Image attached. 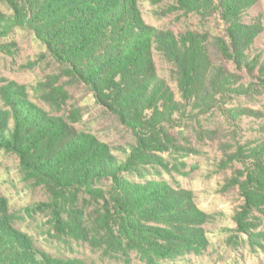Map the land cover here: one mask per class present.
Segmentation results:
<instances>
[{
	"label": "trees",
	"instance_id": "16d2710c",
	"mask_svg": "<svg viewBox=\"0 0 264 264\" xmlns=\"http://www.w3.org/2000/svg\"><path fill=\"white\" fill-rule=\"evenodd\" d=\"M150 1L163 15L216 17L224 33L156 27L139 0H0V51L10 49L16 29L28 30L60 74L84 84L134 136L114 147L80 129L82 113L65 110L61 86L37 84L45 105L24 85L1 86L0 151L18 158L23 183L41 188L45 198L15 210L0 185V264H100L78 255L85 246L102 262L136 257L160 264L209 248L213 215L199 206L194 190L163 176L188 175L186 163L168 156L197 151L172 129L188 122L198 139L213 140L218 128H206L202 117L216 111L236 128L244 117L264 119L262 109L225 106L231 97L253 96L257 83L243 73L264 85V47L256 46L258 40L264 45V11L252 13L262 0ZM156 53L170 65L178 91L160 74ZM263 134L236 140L225 163L244 165L235 180L244 198L234 216L237 230L264 249L246 222L252 209L264 219Z\"/></svg>",
	"mask_w": 264,
	"mask_h": 264
},
{
	"label": "rangeland",
	"instance_id": "374dc122",
	"mask_svg": "<svg viewBox=\"0 0 264 264\" xmlns=\"http://www.w3.org/2000/svg\"><path fill=\"white\" fill-rule=\"evenodd\" d=\"M144 18L156 27L169 28L175 32L187 29L209 31L211 34H223L224 26L216 17L203 19L195 14L185 15L181 11L168 15L160 13V7L150 0H139ZM264 11V0L253 9L252 13ZM11 46L8 51H0V87L4 84L15 82L27 87L29 96L35 102L45 105L35 91L39 82L53 84L62 87L66 95H61L66 102L65 110L79 108L82 119L76 125L83 130L91 131L101 140L116 147L126 145L134 141L131 131L121 126L116 118L106 112L95 100L93 94L84 85L71 83L68 77L60 74L58 64L48 55L42 44L34 35L25 29H16L9 38ZM262 40L256 42V46L264 47ZM159 72L164 76L173 88L178 91L175 81L170 76V65L156 53ZM231 68L233 66L230 64ZM243 73V72H242ZM245 81L254 80L257 85L253 96L230 99L226 107L234 104H242L264 110V85L259 80L243 73ZM66 97V98H65ZM60 99V100H64ZM202 124L206 128H218L215 139H198L190 123H179L172 129L181 143L190 138L196 152L188 155L172 154L168 156L173 162H184L183 170L190 173L184 175L174 171L163 176L175 181L183 187L192 189L196 193L199 206L213 215L212 221L207 224L210 245L207 251L200 256L189 255L184 259L161 262L160 264H259L264 261V249L258 244L249 242L246 233L237 230V222L234 216L242 210L244 198L240 194L236 177L239 170L244 168L241 161L233 160L225 163L227 152L235 150V141L242 142L262 136L264 119L244 117L239 128L228 123L221 110L210 116L202 117ZM264 135V134H263ZM124 156L123 153H117ZM232 178L233 183L227 184ZM241 177L240 180H242ZM0 185L9 195L11 208L18 210L26 205L43 200L45 194L41 188L31 189L23 181L18 171V158L14 154L0 151ZM43 222V221H42ZM246 222L258 235L260 242L264 243V219L257 209H252L246 216ZM260 232V233H258ZM43 238V237H41ZM78 255L91 260H97L100 264H145L133 257L131 262L120 260L104 262L100 261V255L89 247H78Z\"/></svg>",
	"mask_w": 264,
	"mask_h": 264
}]
</instances>
